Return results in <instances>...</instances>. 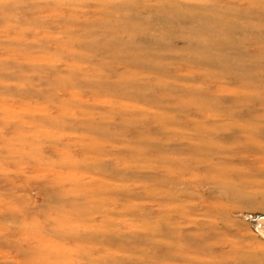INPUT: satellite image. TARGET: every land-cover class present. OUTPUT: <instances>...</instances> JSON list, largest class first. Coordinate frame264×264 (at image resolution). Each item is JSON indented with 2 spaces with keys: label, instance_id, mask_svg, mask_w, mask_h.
Returning <instances> with one entry per match:
<instances>
[{
  "label": "rangeland",
  "instance_id": "obj_1",
  "mask_svg": "<svg viewBox=\"0 0 264 264\" xmlns=\"http://www.w3.org/2000/svg\"><path fill=\"white\" fill-rule=\"evenodd\" d=\"M0 264H264V0H0Z\"/></svg>",
  "mask_w": 264,
  "mask_h": 264
}]
</instances>
